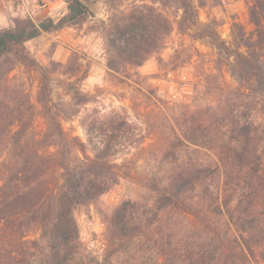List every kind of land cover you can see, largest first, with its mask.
I'll return each instance as SVG.
<instances>
[{
	"label": "trees",
	"instance_id": "trees-1",
	"mask_svg": "<svg viewBox=\"0 0 264 264\" xmlns=\"http://www.w3.org/2000/svg\"><path fill=\"white\" fill-rule=\"evenodd\" d=\"M158 1L178 7V30L208 40L237 86L197 118L170 126L159 167L144 183L147 195L107 216L109 250L102 260L84 253L78 215H89L90 205L119 185L112 142L128 133L126 123L113 125L89 156L83 143L66 136L51 91L52 72L61 66L77 76L78 55L65 66L52 61L46 67L25 48L45 33L97 17L81 0H66L67 13L58 21L20 17L0 31V264H114L117 252L130 249L154 264H253L257 255L264 263V0H254L249 10L254 32L234 22L230 43L200 20L196 0ZM94 30L108 72L123 76L164 48L174 24L142 2L98 19ZM18 65L39 74L37 101L47 121L42 136L34 131L37 109L24 83L11 77ZM80 82L66 85L74 107L90 102ZM71 148L83 158L73 159ZM185 214L196 223L178 216ZM35 230L39 239H27Z\"/></svg>",
	"mask_w": 264,
	"mask_h": 264
},
{
	"label": "rangeland",
	"instance_id": "rangeland-1",
	"mask_svg": "<svg viewBox=\"0 0 264 264\" xmlns=\"http://www.w3.org/2000/svg\"><path fill=\"white\" fill-rule=\"evenodd\" d=\"M90 8L97 19L83 26L45 33L29 41L25 48L41 64L51 67L55 61L67 65L76 53L77 76L65 75L63 67L52 72V100L59 106L60 119L66 136L77 138L93 156L94 143L109 139L111 127L126 123L128 133L114 138L112 160L119 165L120 183L104 197L90 205L89 215H78L81 242L85 254L104 259L109 245L106 240V218L111 211L126 201H140L147 195L144 183L159 161L170 137V126L178 127L188 119L197 118L206 107L216 106L229 89L237 84L227 66L218 63V51L208 40L194 39L181 33L177 22L181 11L173 4L158 0H92ZM196 0L200 20L217 27L222 39L231 42V26L242 24L248 34L255 26L249 10L254 0ZM147 3L163 12L174 24V31L167 38L164 48L139 68H129L127 74L108 72L102 39L96 34L98 19L106 20L113 12L127 11L134 3ZM66 0H0V31L13 27L16 18H31L40 23L53 18L58 21L67 13ZM11 77L24 83L36 107L33 128L42 136L47 121L37 101L39 74L30 67L18 65ZM90 102L73 106L67 83L79 81ZM77 111V112H76ZM95 124V128L91 127ZM178 129V128H177ZM71 156L83 155L72 149ZM67 154V151L64 150ZM70 152V150H69ZM59 178V176L57 177ZM188 223H196L193 216L178 215ZM38 230L27 239H39ZM138 250V249H137ZM140 252V251H138ZM135 249L121 250L113 256L114 264H154V259L141 255ZM144 256V258H143ZM253 264H264L259 255Z\"/></svg>",
	"mask_w": 264,
	"mask_h": 264
},
{
	"label": "water",
	"instance_id": "water-1",
	"mask_svg": "<svg viewBox=\"0 0 264 264\" xmlns=\"http://www.w3.org/2000/svg\"><path fill=\"white\" fill-rule=\"evenodd\" d=\"M87 7L93 8L94 2L92 0H81Z\"/></svg>",
	"mask_w": 264,
	"mask_h": 264
}]
</instances>
